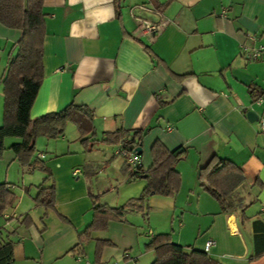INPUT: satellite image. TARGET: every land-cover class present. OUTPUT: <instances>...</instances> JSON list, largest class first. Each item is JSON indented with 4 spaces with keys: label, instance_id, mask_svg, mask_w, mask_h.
<instances>
[{
    "label": "crops",
    "instance_id": "obj_1",
    "mask_svg": "<svg viewBox=\"0 0 264 264\" xmlns=\"http://www.w3.org/2000/svg\"><path fill=\"white\" fill-rule=\"evenodd\" d=\"M44 13L45 77L31 117L74 103L92 113L94 131L82 139L69 123L63 139L41 141L57 196L55 209L40 221L33 216L34 197L47 175L22 167L10 149L21 140L5 139L0 184L8 183L18 200L0 217V238L15 242V264H152L156 251L147 245L157 234H170L189 253L205 252L213 240L208 254L220 264H264V255L252 260L258 246L253 222H264V105L254 98L264 91V63L250 57L264 47V0H44ZM139 19L163 24L162 30L142 35ZM21 37L0 24V127L3 79ZM119 129L142 132L144 171L154 166L156 143L181 149L182 187L176 197L152 195L141 211L89 230L95 201L120 207L139 197L147 181L141 177L139 188L129 190V178L115 166L123 185L117 199L104 202L113 188L95 190L90 170L80 168L83 158L62 156L102 148L103 161L113 168L116 158L125 166L122 145L103 147L106 134ZM215 156L244 171L239 194L246 220L240 212L223 213L200 184L199 170ZM27 215L32 221L23 223Z\"/></svg>",
    "mask_w": 264,
    "mask_h": 264
},
{
    "label": "trees",
    "instance_id": "obj_2",
    "mask_svg": "<svg viewBox=\"0 0 264 264\" xmlns=\"http://www.w3.org/2000/svg\"><path fill=\"white\" fill-rule=\"evenodd\" d=\"M164 6V5H163ZM163 6H158L161 9ZM0 24L4 27L22 32L18 43L17 54L10 60L3 79L4 86V121L0 127V154L6 149V138H17L21 142L11 145L18 162L24 168H31L46 173L44 182L37 186L34 197L39 206L46 211L55 209L57 191L54 184H48L52 173L36 155V143L40 137L58 139L62 137L69 123L77 126L79 133L86 138L92 131L93 115L88 108L70 104L59 112L48 113L33 119L31 111L45 77L44 72V42L46 35V15L44 0H0ZM142 141V132L123 131L109 132L103 139V144L111 147L122 145L123 148L136 151ZM181 149L170 151L164 145L156 143L153 147L154 166L144 171L141 165L133 169L131 178L144 177L147 184L142 194L128 200L120 207H109L94 202V220L89 230H101L109 222L122 220L129 211H141L145 201L152 195L176 197L182 187V177L177 170V164L182 158ZM126 168L131 169L126 163ZM199 181L206 192L215 197L225 214L240 212L243 220L247 219L245 199L240 197L239 189L245 182L244 171L232 161L219 156L213 157L199 170ZM30 194L31 187L26 188ZM17 195L8 183L0 184V217L15 207ZM47 213L44 215V218ZM32 221L27 215L23 223ZM256 254L252 260L264 255V222H253ZM87 234V233H86ZM84 239L81 235L79 248ZM15 242L8 238H0V264H15ZM147 248L156 251V259L152 264H220L207 252L193 250L186 252L183 246L173 242L170 234H157L152 237ZM101 245L98 253L101 252Z\"/></svg>",
    "mask_w": 264,
    "mask_h": 264
},
{
    "label": "rangeland",
    "instance_id": "obj_3",
    "mask_svg": "<svg viewBox=\"0 0 264 264\" xmlns=\"http://www.w3.org/2000/svg\"><path fill=\"white\" fill-rule=\"evenodd\" d=\"M66 130H67V127H66ZM64 136H67L66 131H65L64 135L62 136V139ZM44 139L54 140V141L60 140V138L48 139V138L40 137L38 139L40 142L37 141V143H36V152H37L36 155H37V157L41 151H45V149H43L41 147L42 145L40 144L41 141H44ZM103 147H107V145H105ZM74 148H76V146ZM80 150H82V149H80ZM100 150L101 151H99L98 148L88 149V150L85 149V151L82 154H75V155H70V156H66V157L62 156V158L64 159L67 157H79V158L82 157L84 162H82L83 165L80 166V168L81 169H87V170L89 169L90 172L92 173L91 179H90V184H92L93 188H95V190H103V189L106 190L108 188H113L114 192L111 194H108L109 196L104 199V202H106V200L108 202H113L115 199H117V189L119 187L121 188V186L123 185L122 181H118V177H116L117 173H116L115 168H114L115 166H117L119 172H121L122 175H125V177L129 178L130 181L127 184L128 187L131 186V188L129 190H133V191L135 190L136 191L140 186V184H138V183L142 180H139L140 178H134V179L131 178L130 173L133 170V168L127 169L126 165L120 166V162H119L120 160L116 159V158H115L116 160L110 159L112 162H117L112 168V166H110L109 161L105 160L106 161L105 162L102 160V158H103L102 153H104V149L100 148ZM48 157L49 158L51 157L50 153H49ZM129 190H127V188H122L121 193L124 194L125 191H129ZM142 190L140 191V193H138L137 196H140L142 194ZM27 198L32 199L31 196L27 197ZM44 211H45V208L43 206L33 207V211H32L33 216L36 218V220L40 221V217L44 214ZM38 214H40V215H38ZM144 214L147 215V212H145ZM39 225H40V227L42 226L40 223H39Z\"/></svg>",
    "mask_w": 264,
    "mask_h": 264
},
{
    "label": "built area",
    "instance_id": "obj_4",
    "mask_svg": "<svg viewBox=\"0 0 264 264\" xmlns=\"http://www.w3.org/2000/svg\"><path fill=\"white\" fill-rule=\"evenodd\" d=\"M138 30L141 32L142 35L145 36H156L163 27V24H154L150 21L139 19L138 20ZM251 59L258 62L264 63V47L254 49L250 54ZM255 102L259 105H264V91L260 93H255L254 95ZM261 122V130L264 133V113L260 118ZM120 153L124 155L127 160V164L131 166L133 169H137L140 163V156L137 155L136 151H131L126 148H121ZM38 157L40 159H44V155L39 154ZM215 246V242L210 240L206 243L205 252L209 253L211 249Z\"/></svg>",
    "mask_w": 264,
    "mask_h": 264
},
{
    "label": "water",
    "instance_id": "obj_5",
    "mask_svg": "<svg viewBox=\"0 0 264 264\" xmlns=\"http://www.w3.org/2000/svg\"><path fill=\"white\" fill-rule=\"evenodd\" d=\"M250 116L253 117L254 113H250ZM136 152L138 156H142V152H143L142 147L140 146L139 148H137Z\"/></svg>",
    "mask_w": 264,
    "mask_h": 264
}]
</instances>
